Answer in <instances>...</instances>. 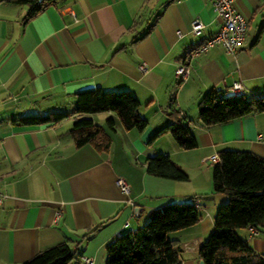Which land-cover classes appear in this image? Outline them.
Here are the masks:
<instances>
[{
  "label": "crops",
  "instance_id": "1",
  "mask_svg": "<svg viewBox=\"0 0 264 264\" xmlns=\"http://www.w3.org/2000/svg\"><path fill=\"white\" fill-rule=\"evenodd\" d=\"M235 7L248 18L235 53L215 44L186 58L221 26L210 0H52L32 15L25 1L0 0V264H21L62 241L77 249L67 264H86L84 256L105 264V246L115 236L154 210L184 203L195 204L200 218L168 236L181 264H199L198 247L227 199L212 189L208 156L229 148L264 157V112L209 126L198 117L201 96L235 80H242L246 98L264 95V0H235ZM195 17L204 23L199 35L190 30ZM179 62L189 67L182 82L173 76ZM94 87L134 95L146 126L126 129L112 111L75 112V93ZM52 111L68 115L53 123L14 121ZM80 116L104 127L112 118L106 149L74 144L70 129ZM176 118L190 126L195 147L180 148L168 131L149 140ZM158 153L188 179L149 174L145 159ZM118 176L128 193L120 191ZM236 232L264 252V226Z\"/></svg>",
  "mask_w": 264,
  "mask_h": 264
},
{
  "label": "trees",
  "instance_id": "2",
  "mask_svg": "<svg viewBox=\"0 0 264 264\" xmlns=\"http://www.w3.org/2000/svg\"><path fill=\"white\" fill-rule=\"evenodd\" d=\"M18 1L29 3V14L32 15L52 0L38 3L36 0ZM223 92L210 89L199 99L198 117L204 125L264 112V95L248 99L244 94L226 96ZM138 107V99L125 90L105 91L94 87L75 93V112L112 111L126 129L142 130L146 126L147 120L140 116ZM171 112L178 114L176 109ZM66 115V112L52 111L45 115H22L14 121L21 124L53 123ZM107 129H114L112 118H107L104 127L89 116H80L74 119L70 131L76 146L93 143L106 149L110 140ZM165 131L172 135L180 148L197 145L190 126L179 118L157 129L149 140ZM217 154L219 160L211 173L212 189L224 193L227 199L218 206L213 218L214 228L200 243L198 256L203 264H264V252L252 250L236 232L239 227L264 226V157L247 149L224 148ZM145 169L158 177L188 179L185 170L166 153L146 157ZM200 215L193 203L171 204L152 211L144 223L118 234L106 244L105 264H181L179 249L168 234L195 224ZM76 254V248L62 241L35 253L21 264H67Z\"/></svg>",
  "mask_w": 264,
  "mask_h": 264
},
{
  "label": "built area",
  "instance_id": "3",
  "mask_svg": "<svg viewBox=\"0 0 264 264\" xmlns=\"http://www.w3.org/2000/svg\"><path fill=\"white\" fill-rule=\"evenodd\" d=\"M43 0H36V3ZM212 9L221 18V26L214 33L205 37L201 42L192 46L186 55V58H191L200 52L207 50L215 44H221L225 51L229 54H234L237 46L242 43L245 38L248 18L244 13L235 7V0H210ZM204 27L203 21L195 17L190 22V30L196 35L202 32ZM178 33H180L178 31ZM141 71L146 70V66L142 63L139 65ZM189 74V67L184 62H179L174 69V79L177 82H182L187 79ZM245 86L241 79L233 81L229 86L224 89V95H243ZM207 160L212 165L218 162L219 157L217 153L208 156ZM116 184L119 186L122 193L129 192V184L122 176L116 177ZM132 203V202H131ZM58 214V212H57ZM250 231L254 232L255 228L249 227ZM82 260L86 264H92L93 259L91 256H84Z\"/></svg>",
  "mask_w": 264,
  "mask_h": 264
},
{
  "label": "water",
  "instance_id": "4",
  "mask_svg": "<svg viewBox=\"0 0 264 264\" xmlns=\"http://www.w3.org/2000/svg\"><path fill=\"white\" fill-rule=\"evenodd\" d=\"M138 209H139V205H135V206H134V213H135V214L138 213ZM199 264H203V261L200 260V261H199Z\"/></svg>",
  "mask_w": 264,
  "mask_h": 264
},
{
  "label": "rangeland",
  "instance_id": "5",
  "mask_svg": "<svg viewBox=\"0 0 264 264\" xmlns=\"http://www.w3.org/2000/svg\"><path fill=\"white\" fill-rule=\"evenodd\" d=\"M144 222H145V221H144ZM144 222H142V223H144ZM142 223H141V224H142ZM168 237H169V236H168Z\"/></svg>",
  "mask_w": 264,
  "mask_h": 264
}]
</instances>
